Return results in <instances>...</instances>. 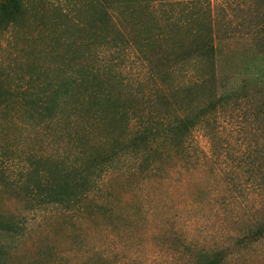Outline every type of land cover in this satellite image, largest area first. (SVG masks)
Segmentation results:
<instances>
[{
  "label": "rangeland",
  "instance_id": "1",
  "mask_svg": "<svg viewBox=\"0 0 264 264\" xmlns=\"http://www.w3.org/2000/svg\"><path fill=\"white\" fill-rule=\"evenodd\" d=\"M33 1L25 20L35 23H63L54 8L85 4ZM137 1L133 4H195L198 21L213 38L211 89L220 102L190 132L178 156L163 158L160 170L111 169L81 210L35 208L28 197L35 170L49 168L45 158L70 156L65 137L53 129L36 131L23 118L1 120L0 217L18 220L20 227L0 232V264H193L198 250L216 249L227 254L222 264H264V237L252 234L264 224V195L256 187L264 184V0ZM151 9L147 18L161 25L159 12ZM74 13L84 19L81 5ZM23 44L21 32L0 33V68L23 61L36 68L50 61L54 48L45 36H36L29 53ZM200 62L199 70L205 66ZM20 65L25 69L26 63ZM102 65L114 102L126 106L140 104L146 93L162 100L185 81L152 77L129 52ZM204 90L195 95V108L205 105ZM108 130L84 137V148L106 153L117 137L112 131L102 142Z\"/></svg>",
  "mask_w": 264,
  "mask_h": 264
},
{
  "label": "trees",
  "instance_id": "2",
  "mask_svg": "<svg viewBox=\"0 0 264 264\" xmlns=\"http://www.w3.org/2000/svg\"><path fill=\"white\" fill-rule=\"evenodd\" d=\"M133 1L85 0V4H69L68 9L64 6L67 10L54 8L64 21L53 24L25 20L33 0H0V33L21 32L27 53L40 34L54 48L48 54L50 61L36 68L25 61L0 68V121L23 118L20 121L36 131L53 129L72 150L65 160L45 158L49 168L35 170L28 188L32 207L52 204L81 210L97 181L111 169L160 170L163 158L178 156L190 132L206 123L220 102L211 89L215 80L213 38L209 28L198 21L195 4ZM143 1L148 3L137 2ZM79 5L84 7V19L75 16ZM153 6L161 25L147 18ZM127 52L143 62L151 76L185 81L162 100L146 93L140 104L114 102L100 71L105 66L100 64ZM200 61L205 62L201 70ZM20 63H26L25 69L19 70ZM201 89L207 101L195 108L194 97ZM100 128L109 129L102 142L117 131L113 147L102 154L84 148L87 144L82 140L98 134ZM2 176L0 169V182ZM256 187L264 195V184ZM19 225L18 220L0 217V232L16 233ZM252 234L255 239L264 237V224ZM226 255L223 249L198 250L193 264H222Z\"/></svg>",
  "mask_w": 264,
  "mask_h": 264
}]
</instances>
